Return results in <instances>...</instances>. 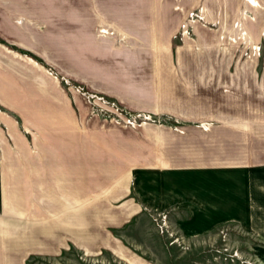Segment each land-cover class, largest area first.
Returning <instances> with one entry per match:
<instances>
[{"label": "crops", "instance_id": "crops-1", "mask_svg": "<svg viewBox=\"0 0 264 264\" xmlns=\"http://www.w3.org/2000/svg\"><path fill=\"white\" fill-rule=\"evenodd\" d=\"M250 13L264 0H0V264L113 249L155 211L264 235V66L242 55L264 37ZM26 78L22 127L4 97ZM78 84L139 125L91 115Z\"/></svg>", "mask_w": 264, "mask_h": 264}, {"label": "rangeland", "instance_id": "rangeland-1", "mask_svg": "<svg viewBox=\"0 0 264 264\" xmlns=\"http://www.w3.org/2000/svg\"><path fill=\"white\" fill-rule=\"evenodd\" d=\"M250 16L256 17L252 13ZM257 19L261 21V25L255 27L251 33L256 37L260 32L264 37V14L258 15ZM255 45L260 46V51L252 50ZM242 53L244 58L250 59V64L264 66V40L248 44V54L246 50ZM257 55V60L251 62L252 57ZM25 60L26 65L29 61L31 64L37 62L36 59ZM59 78L64 86H71V82L65 77ZM24 85L20 87L21 90L9 89L4 97L13 103L18 100L19 106H9L6 110L22 127L24 125L21 113L23 110L32 111V99L36 96L32 79L26 78ZM73 86L77 92H83L90 97L86 100L90 105L91 115L101 116L106 121L123 126L139 125V115L129 113L118 103L104 96L86 91L79 84ZM92 94L102 97L105 103L93 99ZM112 103L117 104L121 110H115ZM98 109H103V112ZM131 114L136 117H132ZM128 120H133L132 123L135 125L129 124ZM162 120L168 121L167 118ZM14 145L17 146L16 141ZM187 220L188 218H180L174 211H155L152 216L133 219L122 226L119 232L115 231L114 235H111L115 237V243L108 242L115 246L113 249H94L87 253L68 250L57 258L30 259L28 264H264V235L251 231L241 219L202 218L196 221L194 228L188 227L190 222Z\"/></svg>", "mask_w": 264, "mask_h": 264}, {"label": "built area", "instance_id": "built-area-1", "mask_svg": "<svg viewBox=\"0 0 264 264\" xmlns=\"http://www.w3.org/2000/svg\"><path fill=\"white\" fill-rule=\"evenodd\" d=\"M251 3L252 2H254L253 0H249ZM202 13H201V11L200 10H194V11H192L190 14H189V16H188V19L189 20H197V19H202ZM190 33V31H189V25H188V22H186V23H184L183 25H182V31H181V35L182 36H184V35H187V34H189ZM253 49H255L257 52L258 51H260V46L259 45H255L254 47H252V50ZM246 54H248V51L246 52ZM80 91H82V89H80ZM82 94L86 97V99L88 98V99H90V97H87V95L85 94V93H83L82 92ZM92 98L93 99H97L98 101H102L103 103H105V101L102 99V97H99V96H97V95H94V94H92ZM90 103H92V102H90ZM112 107H114V109L115 110H121L120 108H119V106L117 105V104H115V103H112ZM100 112H103V109H98ZM131 116L132 117H136V116H134V115H132L131 114ZM133 121V120H132ZM132 121L131 120H128L127 122L129 123V124H131V125H135L134 124V122L132 123Z\"/></svg>", "mask_w": 264, "mask_h": 264}]
</instances>
